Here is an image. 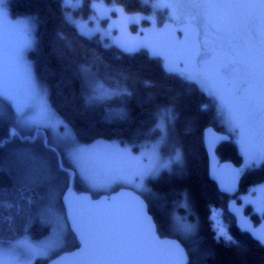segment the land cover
I'll return each instance as SVG.
<instances>
[{"label": "trees", "instance_id": "trees-1", "mask_svg": "<svg viewBox=\"0 0 264 264\" xmlns=\"http://www.w3.org/2000/svg\"><path fill=\"white\" fill-rule=\"evenodd\" d=\"M89 1L83 2V17L91 12ZM62 3H3L11 18L22 17L32 25L33 43L27 58L47 104L59 121L68 124L75 142L60 141L50 127L23 134L15 126L17 114L12 105L0 99V243H10L24 235L39 237L49 231L46 225L50 224L45 222L42 231L35 232L39 223L33 214L48 202V185H56V191L64 187V173L59 169L71 170L75 175L69 163L70 146L116 140L139 149L157 137L158 131L151 129L155 122L159 123L158 111L171 108L174 118L168 121L169 139L171 146L179 148V158L170 169L148 180L154 202L146 201L158 231L170 232L176 211L195 224V237L181 242L189 256L188 264H264V247L236 227L227 210L231 197L220 193L208 176L202 131L219 122L217 100L178 74L165 73L161 61L149 58L143 51L129 56L103 43L99 35H80L75 25L66 21L69 10ZM96 81L122 94L86 103ZM12 131L16 135H10ZM216 154L221 161L230 160L237 166L242 161L232 141L220 143ZM240 175L239 188L243 192L264 180V162ZM215 207L221 208L231 240L214 235L209 214ZM245 213L248 214L247 205ZM249 215L255 224L259 221Z\"/></svg>", "mask_w": 264, "mask_h": 264}, {"label": "snow or ice", "instance_id": "snow-or-ice-1", "mask_svg": "<svg viewBox=\"0 0 264 264\" xmlns=\"http://www.w3.org/2000/svg\"><path fill=\"white\" fill-rule=\"evenodd\" d=\"M83 2L63 0L66 8L78 7ZM3 3L4 0H0V4ZM166 6L180 10L173 19L183 23L188 39L184 67L170 62L165 55V71L177 73L182 79L197 84L218 101L221 114L227 117L232 130L238 131L245 167L264 162V0H177ZM104 15L106 13L101 14V18ZM65 19L69 24L76 23L70 16ZM129 19L135 22L134 17ZM10 27L17 34V39L12 41L7 37L6 28L0 25V99L16 102L18 113L37 107V115L25 123L40 124L48 120L51 109L30 65L23 58V53L33 43L29 21H19ZM78 27L80 35L90 34L83 25ZM114 43L129 54L149 47L143 40L118 38ZM152 54L164 55L157 51ZM92 93L86 103L122 94L103 84L94 87ZM160 117L157 128L164 131V120L171 121L174 115L170 108H165L161 109ZM59 123L63 125L66 137L75 142L68 124L63 120ZM10 135H16L15 131ZM70 159L79 174L94 187H106L117 181L134 184L137 178L142 180L151 174L150 169L131 167L130 150L127 147L121 149L116 142L97 141L91 146L76 144ZM241 170H235L233 181ZM90 207L98 211L87 218L78 209L70 215L73 231L83 244L81 253L86 254L77 264H168L171 257H182L178 245L156 237L142 201L134 200L125 207L113 198L111 202ZM221 236L231 240L223 229L217 239ZM258 239L264 243V235ZM53 247L55 245L34 249L26 244L27 264L34 258H48ZM66 259L61 257L53 264H65ZM0 264L5 262L0 259ZM16 264L20 262L16 261ZM175 264H186V260H177Z\"/></svg>", "mask_w": 264, "mask_h": 264}, {"label": "rangeland", "instance_id": "rangeland-1", "mask_svg": "<svg viewBox=\"0 0 264 264\" xmlns=\"http://www.w3.org/2000/svg\"><path fill=\"white\" fill-rule=\"evenodd\" d=\"M98 1L105 4L102 0H98ZM156 1H157V5L161 9H164L163 13L166 14L169 17V19H171V21H174L175 23H181L173 19V15L179 14L180 10L174 7L166 6V5H173L177 3V0H156ZM256 2H258V0H256ZM72 3H76V0H72ZM62 4L64 5V3ZM68 10H69V13L67 12L66 16H70L76 22L74 25L78 32H79L78 26L83 25L85 28V31L90 33L86 36L99 35L103 43L105 44L108 43V40L106 39V36H107L106 29H103L101 31L100 26L98 25H95L94 27L92 25L90 26L91 21L94 20V14H95L94 12L91 11L90 13H87L88 14L87 16L79 18L81 16H78L77 14L75 15L73 12L74 9L72 7H68ZM19 21H27V20L22 17L11 18L8 15V12L4 4L2 5L0 4V25H3L6 28L7 37L9 41L17 39V34L10 27V25H14ZM29 26L31 28V36H32V25L29 24ZM97 29L99 32L97 31ZM28 50L29 49L25 50V52L23 53V58L30 65L34 78L37 82L32 63L27 58ZM97 85H98V82L96 81V86ZM39 88L42 90L44 94V99L46 100L45 92L40 86ZM206 95L208 94L206 93ZM209 97H212V96H209ZM9 102L17 114V122H15V126L23 134H27V133L30 134V133H33L34 130L50 127L51 132L55 136L58 135L60 141L72 140L66 137L65 129L62 128V126H60L62 124L59 123V119L53 114L52 111H51V115L48 118V120L40 124L25 123L26 121L32 120L37 115L38 108L33 107L32 109H26L24 112L18 113L16 111V106H15L16 102H13V101H9ZM215 107L217 109V113H218L217 115L219 116V123L222 126L221 129L230 136L231 138L230 141L236 144L238 151L240 155L242 156V161L240 162L238 166L239 170L242 169L240 171V174L250 167L252 168V167L260 166L261 163L255 166L245 167V156L241 152L240 145L238 143V139H239L238 131H233L232 128L230 127L227 117L221 114L218 101H216ZM160 112L161 110L158 111L157 113V121L159 123L161 119ZM168 126H169L168 120L165 119L164 120V131L161 130V132L163 133L161 134L160 132L157 135V137L150 140L146 146H143L136 150L116 140H96V141L78 143L80 146H91L95 144L97 141H103L104 143H107V144L116 142L117 144H119L121 149L127 147L130 150L131 157L133 158L130 161L131 167L133 168L141 167L144 169L151 170V174L145 175L142 180L137 178L134 184H127V183L117 181V182L108 184L106 187H94L79 174L78 169L76 168V166L70 159V155L76 145L73 144L72 146H70L69 147L70 149L68 148L69 149L68 151L69 163L71 164L72 169H74L75 175H73L71 170L67 171L65 169H59L61 172L64 173L62 175V181L65 179L63 183L64 187L62 186L63 187L62 190H60L59 188V190L57 189L56 191V187H57L56 185H48L49 186L48 187L49 196H48V199H46L48 202L44 203L41 207H39L35 211L36 213L33 214L38 219L37 222L39 223L38 226L35 227V232H41L42 226L45 222L50 224V225H46L49 227V231L39 237H34L35 234H31L29 236L24 235L21 238L15 241H12L10 243H0V259H2L5 262V264H16V261H19L20 264H27L28 253L25 251V248H24L26 244L30 245L34 249H42V248H46L48 245H55V247L51 248V250L48 252V258H34L31 261V264H46L53 257H56L60 253L70 251L75 248L74 246L75 239L74 237H72V235H70L68 225L66 223V220L64 219L63 205L61 203L62 195L65 191H67V189H72L75 192L85 191V192L90 193L91 196L95 198L101 194H109L119 188H128L140 194L145 200H151L152 202H154L153 201L154 196L150 190L148 180L159 176V174L163 170L170 169L172 164L175 161H177L179 158V148H177L176 146L174 147V145L171 146L170 139H169ZM58 128L62 130V133H60ZM32 137L33 136H31V138ZM64 188H66V190H64ZM253 189H256V191H253ZM262 189H264V180L256 184H253L252 186L246 188V190H244L243 192L239 191V193L235 196L237 197V201L239 204L248 206V214L251 213L255 215L258 220L264 217V190ZM183 206L184 208L187 207L185 203L183 204ZM181 216H183V214L181 215L180 213H177L175 211L173 214V217L175 218V220L172 222L170 232L168 234H164L158 231L159 234L161 236H169V237H175V235L177 236L178 234L179 236L175 238H177L182 243L184 242V240L185 241L192 240L195 237L194 232H193L195 224H193L192 220L189 221V220L183 219ZM209 219L211 220L212 229L214 231V235L216 238L221 229H223L224 233L227 236L231 237L230 232L227 230L226 222L223 220V215H222L220 207L212 208L209 214ZM221 237L224 238L223 236Z\"/></svg>", "mask_w": 264, "mask_h": 264}, {"label": "water", "instance_id": "water-1", "mask_svg": "<svg viewBox=\"0 0 264 264\" xmlns=\"http://www.w3.org/2000/svg\"><path fill=\"white\" fill-rule=\"evenodd\" d=\"M89 8L96 11L100 19L107 21V29L116 31L112 40V46L121 53L129 54L116 46L114 43L116 39L123 38L129 41L143 40L149 45V47L141 48L134 53L143 50L147 52L150 58L159 59L161 61L163 71L167 74L177 73H169L165 71L163 67L165 55L168 56L170 62L176 64L180 68L184 67L187 59L185 47L188 38L185 35L184 25L182 22L175 23L174 21L167 20L159 25L157 19L154 17H148L140 12L127 13L122 6L107 7L97 1L90 2ZM112 9H115V11H111ZM111 12L116 13L115 18L113 19L110 18ZM103 13H106V15L101 18V14ZM132 17L135 18V22H130L129 18ZM142 20L149 21V25L139 29L135 33L131 32L130 26L137 25L142 22ZM153 51L163 53L164 55H153ZM230 139L231 138L228 134L215 130V128L211 125L206 126L203 129L202 141L207 155L208 176L209 179L216 185L220 193L231 197V199L227 202V210L234 218L236 227L244 232H247L254 240L258 241L264 247V243L258 239V236L264 235V218L255 224L251 216L245 213V206L239 204L235 199V196L240 191V172L239 175L235 177L234 181L232 178L235 170H239V167L233 161H221L216 154L217 146L222 142L230 141ZM229 188L230 190H228ZM113 198H116V201L125 207L130 205L134 200L142 201L144 211L150 218L151 223L154 225L156 237L160 241L173 242L178 245L179 249L182 251V257L173 256L169 259L168 264H175L177 260L181 259L186 260V264H188L189 256L184 245L175 237L161 236L159 234L157 225L148 210L147 201L140 194L128 188H119L110 194H101L95 198H93L90 193L85 191L75 192L72 189L65 191L62 195L61 202L67 224L77 241V246L70 251L62 252L56 257H53L46 264H53L54 261H58L61 257L67 258L65 264H77L80 259L84 258L86 254L81 253L83 244L81 243L78 234L73 231L70 215L74 209H78L82 213L83 217L87 218L93 212L98 211V209L91 208V205H99L101 202H111Z\"/></svg>", "mask_w": 264, "mask_h": 264}, {"label": "flooded vegetation", "instance_id": "flooded-vegetation-1", "mask_svg": "<svg viewBox=\"0 0 264 264\" xmlns=\"http://www.w3.org/2000/svg\"><path fill=\"white\" fill-rule=\"evenodd\" d=\"M92 1L100 2L98 0H90L89 3L92 2ZM103 2L105 3V6H107V7L122 6L127 13H138V12H140V13L148 16V17H154L155 19H157V22H158L159 25L161 23H163L164 21L171 20V19H169V17L166 14L163 13L164 9H161L157 5V1L156 0H103ZM88 6H89V4H88ZM73 9H74L75 12H78V16H81L79 18H82L83 17L84 9H85L83 3H81L78 7H75ZM115 16H116V13L115 12H111L110 13V18L111 19L115 18ZM91 25L93 27L95 25L100 26V30L101 31L103 29H106V31H107L106 39L108 40V45L110 44L112 46V40H113L114 35L116 34V31L115 30H109V29H107V21L100 19L97 14H94V20L91 21L90 26ZM147 25H149V21L142 20V22H140L137 25H131L130 26V31L133 32V33H135L139 29L144 28ZM141 51H143V50H141ZM139 52L134 53V54H127V55L133 56V55L138 54ZM143 52H145V51H143ZM145 53L147 54V52H145ZM147 56H148V54H147ZM157 124L158 123L155 122L152 125L151 132H153L154 130H156V131H158V134H159L161 132V129L160 128H157ZM211 126H213L215 128V130H217L219 132L225 133L221 129L222 126H221V124L219 122L216 123L215 125H211ZM162 133L163 132H161V134ZM235 199L237 200V197H235ZM262 219H260V220H262Z\"/></svg>", "mask_w": 264, "mask_h": 264}, {"label": "clouds", "instance_id": "clouds-1", "mask_svg": "<svg viewBox=\"0 0 264 264\" xmlns=\"http://www.w3.org/2000/svg\"><path fill=\"white\" fill-rule=\"evenodd\" d=\"M67 190H69V189H67ZM114 192V191H113ZM110 194V193H109ZM99 196V195H98ZM62 203V202H61ZM63 212H64V210H63ZM249 215V214H248ZM64 219L66 220V218H65V214H64ZM66 223H67V221H66ZM68 225V224H67ZM68 228H69V226H68ZM69 230H70V228H69ZM71 232V231H70ZM72 233V232H71ZM73 235V234H72ZM75 238V237H74Z\"/></svg>", "mask_w": 264, "mask_h": 264}, {"label": "bare ground", "instance_id": "bare-ground-1", "mask_svg": "<svg viewBox=\"0 0 264 264\" xmlns=\"http://www.w3.org/2000/svg\"><path fill=\"white\" fill-rule=\"evenodd\" d=\"M100 3H101V2H100ZM101 4H102V5H105V4H103V3H101ZM90 10L93 11L95 14H97L96 11L92 10L91 8H90Z\"/></svg>", "mask_w": 264, "mask_h": 264}]
</instances>
